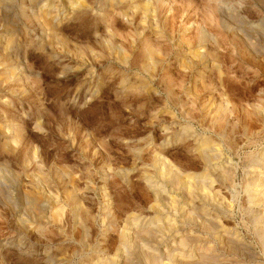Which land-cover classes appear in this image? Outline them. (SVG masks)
<instances>
[{"label": "clouds", "instance_id": "9594fccd", "mask_svg": "<svg viewBox=\"0 0 264 264\" xmlns=\"http://www.w3.org/2000/svg\"><path fill=\"white\" fill-rule=\"evenodd\" d=\"M0 264H264V0H0Z\"/></svg>", "mask_w": 264, "mask_h": 264}]
</instances>
